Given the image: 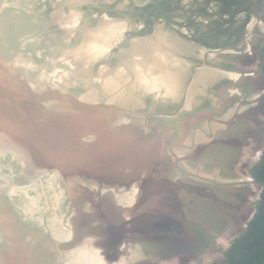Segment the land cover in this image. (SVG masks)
I'll return each mask as SVG.
<instances>
[{
  "label": "water",
  "instance_id": "obj_1",
  "mask_svg": "<svg viewBox=\"0 0 264 264\" xmlns=\"http://www.w3.org/2000/svg\"><path fill=\"white\" fill-rule=\"evenodd\" d=\"M263 43L264 0H0V264H226Z\"/></svg>",
  "mask_w": 264,
  "mask_h": 264
},
{
  "label": "trees",
  "instance_id": "obj_2",
  "mask_svg": "<svg viewBox=\"0 0 264 264\" xmlns=\"http://www.w3.org/2000/svg\"><path fill=\"white\" fill-rule=\"evenodd\" d=\"M257 66L264 77V43L262 44ZM264 141V130H263ZM251 176L263 185L256 212L246 229L230 242L226 249L220 246L226 256V264H264V147L260 160L250 169ZM195 264H219L214 260L197 262Z\"/></svg>",
  "mask_w": 264,
  "mask_h": 264
},
{
  "label": "rangeland",
  "instance_id": "obj_3",
  "mask_svg": "<svg viewBox=\"0 0 264 264\" xmlns=\"http://www.w3.org/2000/svg\"><path fill=\"white\" fill-rule=\"evenodd\" d=\"M258 64H256V71L260 74V72H259V69H258V66H257ZM215 261V260H214Z\"/></svg>",
  "mask_w": 264,
  "mask_h": 264
}]
</instances>
